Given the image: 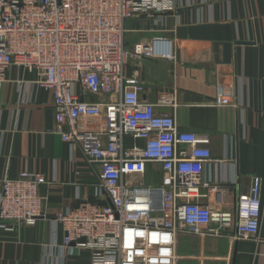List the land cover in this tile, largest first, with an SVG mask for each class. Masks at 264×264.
Returning a JSON list of instances; mask_svg holds the SVG:
<instances>
[{"label": "built area", "instance_id": "2783aa9c", "mask_svg": "<svg viewBox=\"0 0 264 264\" xmlns=\"http://www.w3.org/2000/svg\"><path fill=\"white\" fill-rule=\"evenodd\" d=\"M150 7L148 0H0V83L11 66L36 73L28 83L52 95L53 132L98 166V193L108 201H82L48 217L39 194L42 173L4 176L0 230L17 232L49 218L61 232L62 254L47 264H78L73 253L84 251L90 253L86 264H174L179 235L221 237L234 228L236 238L259 239L261 178L251 177L234 211L213 209L203 199L225 181L210 174L221 161L212 158L208 135L180 132L172 113L140 99L138 71L125 74L130 59L173 58L170 39L124 46V21ZM89 95L108 98L88 101ZM160 105L176 102L167 98ZM212 105L233 104L216 96ZM81 114L103 115L104 129L78 130ZM126 136L144 145L127 147ZM149 163L160 166L161 183L128 178L143 177ZM44 254L49 258L50 249Z\"/></svg>", "mask_w": 264, "mask_h": 264}, {"label": "crops", "instance_id": "0c3cea01", "mask_svg": "<svg viewBox=\"0 0 264 264\" xmlns=\"http://www.w3.org/2000/svg\"><path fill=\"white\" fill-rule=\"evenodd\" d=\"M150 9L127 18L124 46L153 38L170 39L173 58L130 59L127 76L138 71L139 96L156 111L172 113L180 132L206 134L213 159L210 174L222 189L204 198L216 210L234 211L238 196L252 176L261 178L262 214L258 240L224 236L179 235L174 264H264V0H148ZM34 71L11 66L0 83V186L4 176L24 170L40 172L43 211L76 207L82 201L106 204L98 193V166L89 164L80 146L71 147L53 132L55 113L50 92L34 90ZM216 96L233 105L214 106ZM108 96H87L97 101ZM174 98L176 106H161ZM80 131H102L103 115L81 114ZM125 146L144 140L124 138ZM233 148V158L228 153ZM135 183L159 184L163 173L149 163ZM206 190L203 189V192ZM61 232L49 218L37 219L15 231L0 230V264H47L61 258ZM45 248L51 251L46 258ZM71 261L86 264L88 251Z\"/></svg>", "mask_w": 264, "mask_h": 264}]
</instances>
